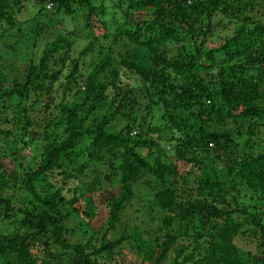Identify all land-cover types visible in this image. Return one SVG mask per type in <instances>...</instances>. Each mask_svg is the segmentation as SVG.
Wrapping results in <instances>:
<instances>
[{"label":"trees","instance_id":"obj_1","mask_svg":"<svg viewBox=\"0 0 264 264\" xmlns=\"http://www.w3.org/2000/svg\"><path fill=\"white\" fill-rule=\"evenodd\" d=\"M30 2L0 0V144L9 124L23 147L38 143L36 129L45 143L21 178L6 177L0 153V220L15 229L0 237V264H127L123 256H132L128 264H264V25L253 24L254 5L35 0L38 10L24 20ZM111 11L122 19H108ZM218 11L234 33L204 49L199 39ZM47 13L60 20L56 27L42 19ZM86 30L92 37L80 44ZM190 41L200 45L186 51ZM179 43L167 58L161 47ZM161 143L178 149L180 178L162 161L170 152L156 150ZM116 149L121 162L111 164L122 185L102 193L108 215L97 228L98 206L80 187L68 200L60 190L38 192V178L69 180L67 168L84 153L90 162ZM146 176L145 204L166 214L164 226L129 232L121 214L133 198L130 184ZM11 180L26 194L20 206L7 194ZM75 218L78 229L69 227Z\"/></svg>","mask_w":264,"mask_h":264},{"label":"rangeland","instance_id":"obj_2","mask_svg":"<svg viewBox=\"0 0 264 264\" xmlns=\"http://www.w3.org/2000/svg\"><path fill=\"white\" fill-rule=\"evenodd\" d=\"M31 2L29 4H26L24 10H23V17L24 20L29 18V16H32L33 13L38 10V4L36 5L35 0H30ZM240 2H246L254 5V10L250 15L253 18V24H262L264 25V0H239ZM109 8L107 7V10ZM53 17V16H51ZM49 17L48 13L43 14L42 19H44L48 24L52 25V22L54 23V27H56V23L60 22V20H55L53 18ZM108 19H122V15L119 12L118 15L114 14L113 11L108 13L106 16ZM52 20V22H51ZM84 25V22H82V27ZM59 27V26H58ZM52 28V27H51ZM234 24L231 23L225 16L222 15L220 11H218L212 18V31L210 34H208L206 37H203V46L204 49L213 48L222 43V41L225 38H229L234 33ZM96 34V33H95ZM51 31L48 29L47 31L42 32L41 38L48 39L47 37H50ZM80 44H84L85 42L89 41L91 39V35L89 34V30H86L84 32H80ZM106 45H112L109 39L104 42ZM181 43L171 46L166 45L161 47L162 50H167V58H175L176 51L174 50V47L180 46ZM186 48V51H191L194 47H198L200 45L199 42L193 43H184ZM143 54V52H142ZM23 63V62H22ZM216 64V63H215ZM211 71L215 70H209ZM206 72L197 73V76L204 78V75ZM196 76V77H197ZM38 117V115H35ZM45 118L44 115L41 113L39 114V117L37 119V125L40 124V120ZM10 119H12V116H10ZM4 130L10 132L11 134L7 135L6 139L3 140L0 144V153L3 159L1 160V171H5L6 177H9L11 174H16L20 178L22 177V171L23 169L26 170H33L35 169V161L38 157L39 151L41 149V145L45 143L44 139H42V133H40L39 129H36L38 132L35 135V138H38V143L32 145L31 147H23L22 143L18 140V135L20 134V131L17 129L15 124H9L4 126ZM162 133V132H161ZM264 136V130L262 132ZM169 137V135L167 134ZM178 136V134H177ZM4 138V136H3ZM151 138L156 140V137L153 135ZM27 141V140H25ZM161 146V147H160ZM170 153L162 158V161L166 162L167 164H171V166L177 167V173L175 172L176 176L180 178L182 173L184 172V165L181 161L177 160L180 156L177 153L178 149H175L171 146V150L169 151L168 145H163L162 143L159 144V146L156 148V150L164 149ZM20 149V151H18ZM146 151H143L142 153L145 154ZM86 153H84V156H81L78 158V160L75 162L74 165H72L70 168L67 169L71 171L74 176L69 179L65 180L61 175L51 174L52 176H46L44 178H38L35 182V186L38 190V192L44 196L46 194H53L56 192V190H60L61 193H63V197L65 199L72 198L73 189L75 187H80L81 190L84 191L85 196H91L93 203L96 206H98L96 210V215L92 219L93 225L91 227L97 228L100 224H102L108 215L107 208L104 204V199L107 197V195H102L106 190H112L113 193H117L118 190L121 188L122 183L120 182V172L118 173L117 170L113 167V164H111V160L115 159L114 161H120L121 156V150H112L106 155H104L99 160H94L90 162H86ZM155 155L154 154L153 158ZM24 157V158H23ZM34 157V159H33ZM156 157V156H155ZM32 168V169H31ZM80 169V170H78ZM202 175H209L211 176L212 173L210 170L204 172ZM18 177V178H19ZM97 179L94 181V179ZM149 177H143L137 180V183H131L130 185L133 187V198H131L125 208L124 211L121 214L122 222L127 225L128 231L130 232L132 228L135 226H138L142 229L151 230L152 228H163L162 220L165 217L166 214L160 213V210L155 207L154 210L147 209V205L145 204L146 198H148L147 195L151 193L150 190H148L147 181H149ZM95 185V191L93 193H90V187ZM189 185L194 184L190 183ZM148 190V191H147ZM147 191V193H146ZM146 193V194H145ZM7 194L12 196L15 200V206H20L23 199H25L24 191L22 185L20 183H14L12 180L9 183ZM243 193H241L239 199L240 202H243ZM189 197L187 195L185 197V200ZM137 198V199H136ZM30 199V198H29ZM248 200V198L246 199ZM145 205V206H144ZM250 212H254L250 209H248ZM244 217L242 216H236V220L242 221ZM86 221V220H85ZM78 219H72L69 227L71 228H79ZM178 225H174V228H177ZM14 227L10 223V221H1L0 220V237L6 236L8 234L14 233ZM120 229L117 228V232H119ZM79 236H72L71 239L78 240ZM238 244L242 246L243 248H247L248 244L245 243L244 240H239ZM124 261H127V264L131 262L132 256L124 257ZM168 262V261H167ZM165 264H169L168 263Z\"/></svg>","mask_w":264,"mask_h":264},{"label":"built area","instance_id":"obj_3","mask_svg":"<svg viewBox=\"0 0 264 264\" xmlns=\"http://www.w3.org/2000/svg\"><path fill=\"white\" fill-rule=\"evenodd\" d=\"M46 9H47V10H51V9H52V5H51V4H48V5L46 6Z\"/></svg>","mask_w":264,"mask_h":264}]
</instances>
